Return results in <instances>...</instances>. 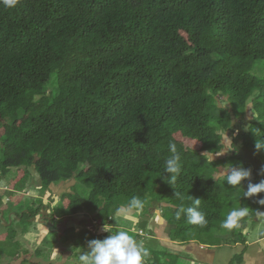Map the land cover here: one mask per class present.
<instances>
[{
    "label": "trees",
    "instance_id": "1",
    "mask_svg": "<svg viewBox=\"0 0 264 264\" xmlns=\"http://www.w3.org/2000/svg\"><path fill=\"white\" fill-rule=\"evenodd\" d=\"M248 105L253 117L244 128ZM0 128V179L28 178L34 167L45 188L69 180L87 188L88 213L99 211L103 224L138 197L146 212L166 209L173 241L209 245L198 237L231 233L244 242L239 228L261 211L242 197L246 181L237 190L221 174L252 160L264 167V152L255 154L256 140H264V0L0 5ZM225 134L231 150L217 155ZM170 142L182 165L172 185L161 178ZM192 197L201 199L204 227L177 218ZM234 197L246 201L248 214L238 227L214 231L240 208ZM80 201L71 200L66 215L81 212L73 207ZM131 210L141 216L144 208Z\"/></svg>",
    "mask_w": 264,
    "mask_h": 264
},
{
    "label": "rangeland",
    "instance_id": "2",
    "mask_svg": "<svg viewBox=\"0 0 264 264\" xmlns=\"http://www.w3.org/2000/svg\"><path fill=\"white\" fill-rule=\"evenodd\" d=\"M250 109H251V106L248 105V108L246 110V114H245L244 118L241 120L242 123L239 122V125L241 124L242 127H244V128L248 127V124L253 117L252 114H250ZM237 126H238V123H237ZM237 126L234 125V122H233L232 128L237 129ZM2 134H3V129L0 128V136ZM181 142H182V144L185 145V147L187 149L198 150L200 148V145L195 141L182 140ZM230 142H231V137L229 136V134H225L223 137V144H224V151L223 152L224 153L231 150ZM248 164H249V168L252 169V175H257L256 174L257 172L255 171L256 162L250 161ZM19 169L24 170V168H19ZM28 171H29V177L28 178L25 177L24 172H19L16 175V177H14L13 179H11V178L10 179H7V178L0 179L1 201L4 202L5 195L8 197V202H6L7 209H6V211H3L4 217L1 218V215H0L1 229L4 230L0 235V264H15L16 262L15 263H12V262L9 263V262L12 259H17L16 257L21 253V250L25 251V253L27 252L26 249H24L22 246H20L19 241L14 239V236L18 235V232H21L20 233L21 235L24 234L25 236H28V237L24 238V240L32 245L31 248L33 249V251H35L34 249L39 246L34 241V240L37 241V238L35 236H37V234H38V237L40 240L44 239V243H42L43 244L42 246H45V244H47V245L49 244V247L44 248V251L38 249L39 250L38 254H40V256L42 255L44 258L47 255H49L50 260L51 259L52 260L57 259L59 251H57V250L55 251V249L51 248L50 244H53L54 242L53 243L49 242V236L57 235L59 237V241L71 240V243H73V245H72L70 250L74 251V254H73L74 256L69 257L65 261L64 264H78L79 255L81 254V252L87 251V249L85 250L82 247L83 245L86 244V240L88 241L91 239H95L94 238L95 235H97V236L101 237V239H103V238L107 237L108 235H110V233L108 232V233H106V235H104L103 233L101 234L102 228H99L98 225H95L94 228H96V230H95V234H94V232L91 229L89 232V229L82 227L80 225H76V224H74L73 226L68 228L66 231L62 230L61 232H58V231H56L57 229H53L49 223H42L41 224V222H39L40 226H42L41 228H43L45 231H47V233H42V232H39L40 230L37 227L39 225V223L36 220H38V219H34V216L38 217V214L33 215V211H35V208L40 205V201H41L43 205L47 206V209H48L47 214H49V216L55 215L54 217L57 220H59V219H61V217L66 215V209H67L68 204L71 203V200L73 201L75 199V197L79 195L81 197V201L77 202L73 206L75 208V210L78 209V210L82 211V212H80V214L76 215V219L79 220L81 218V215L88 213L89 209L91 208L90 204H88L89 200H87V198L89 199L88 189L85 188L84 186L79 185V184H75V182L73 180H69V181H66L64 183L55 185L56 187L54 188L53 192H51V190L49 188H45L43 185H41L40 188H36L37 184H40L39 183V177H38L34 167L28 168ZM222 175H223V173H222ZM24 178H25V180H24ZM251 182L253 183V181H251ZM73 184H75V186H72ZM244 184H245L244 185L245 187L242 189L246 190L248 181L244 182ZM70 187H72L71 188V195H67L65 193V191L70 189ZM17 192H18V194H17ZM61 194H62V196L58 197ZM11 195H13L15 197L13 198ZM42 197L46 198V202H44L42 200ZM232 201H233V204L235 203V206L238 205L241 207V206L246 205V201L244 199L241 200L240 197H234L232 199ZM232 201H230L229 204H227V206L229 205V207H230L232 205ZM256 203L258 205H253L254 208H257L259 211L264 209V205H261L260 203H258V201ZM43 205H40V207ZM148 207H149V204H144V206H143L144 210H143V214L141 216H139L138 212L136 213L133 210H129L128 207L119 208V209L115 208L113 211L114 213L111 214V216L113 217L112 221L110 220L111 219L110 217H109L110 219L107 220V224L110 223V224H108L109 229L111 230V232L114 233V232L118 231L117 227H120V230L127 231L132 236L134 241H138V243L141 244L140 246L146 248L149 251V255L144 259V261L147 259H148L147 261H149V260L155 261V258H156V259H160L161 261H165V262H169V263L181 264V259H185V261H187V262H184L182 264H189V262H191L190 259L192 258V256L189 257L186 255V258H179L178 256L174 255V253L170 252L168 249H165L166 248L165 246L159 244L158 242H156V240L154 238H152L153 235L148 230V225L152 222L151 218L153 215H151V210L146 212L148 210ZM160 208L162 209L161 215H163V216L167 215L166 209L163 207H160ZM12 211H14L16 213V215H15V217L14 216L12 217V221H11V223H9V221H10L9 215ZM131 211H133V214H131L132 213ZM29 214L32 216V218H30L31 216ZM91 218L94 219L96 217H91ZM106 219H108V217H106ZM254 224H255L254 221L249 220L246 223L247 226H246L245 230H242L241 228H239L240 231H242L241 237L244 236V238H246V240H250L252 238L257 237L258 236L257 231H252V227ZM76 228L79 230L78 232H74ZM139 229H141L143 232L140 231ZM175 229H176V227H173V230H171V231L173 232V231H175ZM213 230L214 231L216 230L217 232L219 230V232L225 233V231L228 229H223L222 227H220L218 229V226L217 227L215 226L213 228ZM176 231L179 232V229ZM214 231H212V233ZM28 233H34V234L29 236ZM141 235H143V236H141ZM18 236H20V235H18ZM226 236H228V235H226ZM213 237H215V236H213ZM235 237L238 238L237 235H235ZM218 238H219V240H215L214 238H212V234L207 233V234H204V235L198 237V239L200 241H206V243L209 245L199 244L198 240H195L193 242L199 244L200 246L201 245L205 246L204 247L205 251L206 250L209 251V250L215 249L216 246L221 247L223 244L224 245L226 244V242H224L223 240H220V239H223L226 237L223 236V237H218ZM227 238H229V236ZM239 240H241V239L239 238ZM241 242L244 243L243 240ZM229 245H231V247L234 246L231 243ZM222 248H224V247H222ZM235 248L237 249V247H235ZM231 251L233 253L235 252L233 247H232ZM240 251H242V249H240ZM67 253H68L67 251L66 252L63 251L62 253H60V258H61V256H63V259H64L65 256L67 255ZM180 257H184V256H180ZM7 259H10V261ZM31 259H32L31 261L36 260L34 257ZM239 260L240 259L234 253V255H232V260H231L230 264H241L242 260H240V261ZM31 261L29 259V260L25 261L26 262L25 264H32V263H30ZM192 262H191L192 264H196L195 259H194V261L192 260ZM153 263H155V262H153Z\"/></svg>",
    "mask_w": 264,
    "mask_h": 264
},
{
    "label": "crops",
    "instance_id": "3",
    "mask_svg": "<svg viewBox=\"0 0 264 264\" xmlns=\"http://www.w3.org/2000/svg\"><path fill=\"white\" fill-rule=\"evenodd\" d=\"M252 161H254V160H252ZM255 162H256L255 171L258 173V171L260 170V163L257 160H255ZM39 183L40 184H37L36 188L41 187L42 184H41L40 180H39ZM61 183H64V182H61ZM61 183H59V184H61ZM74 185L75 184H73L72 186H74ZM55 187L56 186L54 184L49 186V189L51 190V192L54 191ZM71 188L72 187H70V189L65 191V193L67 195H71ZM17 194H18V192H17ZM11 196L13 198L15 197L13 195H11ZM61 196H62V194L58 197H61ZM260 199H264V194H262V193L258 194L256 197L253 198V201L257 202ZM42 200L44 202H46V198L42 197ZM1 202L2 201H1V195H0V212L6 211V209H7L6 202H8V197L5 195L4 202H2V203ZM163 206H165V205H163ZM131 212H132L131 214H133V211H131ZM77 214H80V212ZM77 214H75L73 216L64 215L59 220H62L66 217L76 218ZM161 214H162L161 210H159V209H154V211L151 212V215H153V216L151 218L152 222L148 225V230L151 232V234L153 235L152 238H154L156 240V242L165 246L166 247L165 249H168L170 252L174 253V255L178 256L179 258H186V255L189 257L192 256V258L190 260L192 262V260L194 261V259H195L196 264H230L231 260H232V255H234V253H235L236 255L242 254L241 264H264V221H263L264 209L261 210V213L258 217H255L252 220L255 222V224L252 227V231H257V234H258L257 237L252 238L250 240H246V238H244V243H242L241 240H239L238 238L233 236L231 233H229V235H228L229 238H227L228 236H225L226 237V238H224L225 240H230V241L232 240L233 243H231V244L234 245V246H232L235 250L234 253L231 251L232 247H231V245H229L230 243L225 244V245L223 244L224 246L222 245L221 247L216 246L215 249L205 251V249H204L205 246H202V245L200 246L199 244H197L193 241H190L188 244L184 245L183 243H180L178 241L171 240V230L173 229V226L169 225L164 220V218L162 217ZM15 215H16V213L14 211H12L9 215V218L12 220V217L13 216L15 217ZM96 215H97L96 213H94V214L86 213V214L81 215V218L84 216L89 217L91 225L93 228L95 225H98L99 228H102L104 225L102 220H98L97 218H94V219L91 218V217H95ZM54 216L55 215H53V217ZM3 217H4V212H3ZM3 217L1 216V218H3ZM261 217H263V218H261ZM36 219H38V218H36ZM112 219H113V217H111L110 220L112 221ZM36 221L39 223L38 220H36ZM81 223H83V221H81ZM74 224H76V223L71 222V221L68 222V226L64 231H66L68 228H70ZM105 225L107 228H109L108 227L109 225L107 223ZM80 226L85 227L82 224ZM37 227L40 230L39 232L47 233V231H45L43 228H41L42 226H40V223ZM85 228L89 229V232H90V228H88V227H85ZM95 230H96V228H94V230H92L94 232V234H95ZM117 230L119 231L120 227H117ZM139 230L142 231L141 229H139ZM3 231L4 230L1 229V225H0V235ZM78 231L79 230L76 228L74 232H78ZM20 233L21 232H18V235H20V236L16 235V236H14V239L19 241L20 246H22L24 249H26L27 252L25 253V251L20 249L21 253L20 254L18 253L19 255L16 257L17 259H12L11 261H10V259H7L10 261L9 263H11V262L15 263L16 262L15 264H25L26 263L25 261H27L29 259L31 261L32 260L31 258L34 257L36 260L31 261L30 263H32V264H64L65 261L69 257L74 256L73 255L74 251L70 250L72 245H73V243H71V240L59 241V237L57 235H53V236H49V242H51V243L54 242L53 244H50V245H51V248L55 249V251L56 250L59 251L58 258L54 259V260H52V259L50 260L49 255H47L44 258L42 255L40 256V254H38V252H39L38 249L44 251V248H48L49 244L48 245L45 244V246H42L43 245L42 243H44V239L40 240L38 237V234H37V236H35L37 238V241L36 240H34V241L39 246L34 249L35 251H33V249L31 248L32 245L24 240V238H26L28 236H25L24 234L21 235ZM102 233L104 235H106V233H108V232L101 230V234ZM33 234L34 233H28L29 236H31ZM143 235H141V236H143ZM94 238L95 239H101V237H99L97 235H95ZM135 242L138 243V241H135ZM138 244L141 245L140 243H138ZM82 247L85 250L87 249V240H86V244L83 245ZM222 247H224V248H222ZM235 247H237V249ZM240 249H242V251H240ZM63 251L68 252L64 259H63V256H61V258H60V253H62ZM180 256H184V257H180ZM184 262H187V261H185V259H181V264ZM191 262H189V264L193 263V262L192 263ZM165 263L177 264V263H169V262H165ZM78 264H79V262H78Z\"/></svg>",
    "mask_w": 264,
    "mask_h": 264
},
{
    "label": "clouds",
    "instance_id": "4",
    "mask_svg": "<svg viewBox=\"0 0 264 264\" xmlns=\"http://www.w3.org/2000/svg\"><path fill=\"white\" fill-rule=\"evenodd\" d=\"M18 3L19 0H0V5L6 9H14ZM255 150V154L264 152V140H256ZM169 151L171 155L164 161V172L161 178L172 185L181 174L182 165L175 143H169ZM165 173L168 175H165ZM257 174L264 176V167ZM223 175L227 185L237 190H242V183L248 181L247 189L242 190V197L253 198L260 193H264V179H261L258 183H252V169L244 167L242 163L231 165ZM176 196L179 197L180 194L176 193ZM258 203L264 205V199H260ZM200 204L201 199L192 197V205L187 208L181 207L177 212V218L179 219L181 213H183L188 223L204 227L207 221L205 214L200 210ZM143 206V201L138 197H133L128 204L129 210H139ZM247 214V207L235 208L228 213L221 227L228 230L234 229L239 226L240 220ZM83 223L81 224L83 225ZM101 230L109 232L110 235L103 239L88 240L87 251H83L79 255V264H144V259L149 255V251L137 244L127 231L120 230L113 233L105 224Z\"/></svg>",
    "mask_w": 264,
    "mask_h": 264
},
{
    "label": "water",
    "instance_id": "5",
    "mask_svg": "<svg viewBox=\"0 0 264 264\" xmlns=\"http://www.w3.org/2000/svg\"><path fill=\"white\" fill-rule=\"evenodd\" d=\"M0 214L3 217V212H0ZM39 214H40V217L42 219H46L47 220V223H49L50 225H52V222H51L50 218L48 217V214H47V210L46 209L45 210L42 209V211ZM11 221L12 220L10 219L9 223H11ZM70 221L71 222H75L77 225H80L81 224V221H84L83 226L88 227L91 230H94V228L91 225V222H90L89 217L84 216V217L80 218L79 220H77L74 217H66V218L60 220L59 222H57V231L58 232H61L62 230H65L67 228V226H68V222H70Z\"/></svg>",
    "mask_w": 264,
    "mask_h": 264
},
{
    "label": "flooded vegetation",
    "instance_id": "6",
    "mask_svg": "<svg viewBox=\"0 0 264 264\" xmlns=\"http://www.w3.org/2000/svg\"><path fill=\"white\" fill-rule=\"evenodd\" d=\"M42 209L43 210H47V206H45V205H43V206H41L40 207V209H39V211L37 212V213H35V214H38V217H35L34 216V219H36V218H38V221L39 222H41V224L42 223H47V220L46 219H42L41 217H40V212L42 211ZM3 212V211H2ZM48 213V212H47ZM30 215V214H29ZM31 216V215H30ZM48 217L50 218V220H51V222H52V228L53 229H57V222H59L60 220H57L55 217H53V215L52 216H49V214H48ZM30 218H32V216L30 217ZM84 224V223H83Z\"/></svg>",
    "mask_w": 264,
    "mask_h": 264
}]
</instances>
